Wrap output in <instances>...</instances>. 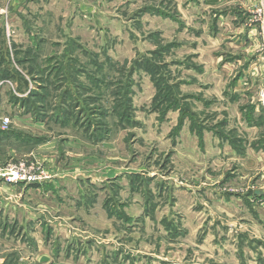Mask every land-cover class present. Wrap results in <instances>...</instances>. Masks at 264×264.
<instances>
[{
  "label": "rangeland",
  "instance_id": "rangeland-1",
  "mask_svg": "<svg viewBox=\"0 0 264 264\" xmlns=\"http://www.w3.org/2000/svg\"><path fill=\"white\" fill-rule=\"evenodd\" d=\"M83 1L0 0V75L11 71L27 82L23 87L8 77L0 79V115L10 118L6 128L0 126L4 131L0 134V163L33 159L46 175L44 181L58 170H85L96 176L92 186H101L95 193L107 192L102 202L108 220L105 227L90 229L77 212L70 221L77 234L99 241L100 255L103 246L108 264H152L156 257L151 252L167 255L178 264H199L198 258L207 264V256L200 255L194 245L180 243L179 235L159 241L151 220L166 207L172 216L174 203L209 202L210 192L196 189V183L214 185L219 191L216 195L226 202L237 195L238 201L245 202L251 184L235 176L246 147L236 139L247 136L239 129L264 125L256 83L240 93L232 91L229 79L221 83L220 91L213 87L214 82L198 80L202 66L192 58L196 53L183 54L180 47L187 41H193L195 47L194 37L201 31L190 26L188 40L174 32L171 20L179 25L180 14L173 0H94L92 8L95 11L102 5L103 15L79 10L84 8ZM204 42L208 44L207 39ZM85 50L90 60L102 65L100 71L88 62ZM2 67L6 73L1 72ZM187 69L193 74L187 75L183 71ZM60 73L72 77L64 78L69 87L77 83L80 88L73 89L79 115L69 107L72 113L63 115L64 123L50 112L66 84ZM89 76H94L92 81ZM31 89L46 96L35 102L36 107L41 101L50 103L44 115L39 113L40 120L23 113L11 99V95L25 97ZM76 115L82 119L73 125ZM183 125L196 139L195 146H186L189 156L178 145ZM205 135L227 139L222 140L219 154L207 152L219 147L204 145ZM26 138L30 140L25 142ZM53 138L54 146H45V160L35 158L34 151ZM230 149L236 157L229 158ZM213 159L217 164L209 166L207 162ZM56 166L59 168L53 170ZM107 174L114 176L105 178ZM185 179L195 187L185 186ZM181 218L175 221L181 223ZM220 224L218 230L228 232L227 225ZM257 226L250 229L254 234L259 232ZM243 233L235 235L237 251L245 242L247 247L264 250L261 238L253 236L247 241L240 237ZM262 235L264 238V232ZM258 259L264 264V257ZM238 264H245L243 256Z\"/></svg>",
  "mask_w": 264,
  "mask_h": 264
},
{
  "label": "crops",
  "instance_id": "crops-1",
  "mask_svg": "<svg viewBox=\"0 0 264 264\" xmlns=\"http://www.w3.org/2000/svg\"><path fill=\"white\" fill-rule=\"evenodd\" d=\"M93 1L84 0L82 2L84 8L79 7V10L91 14L94 11ZM173 2L180 14L179 25L176 20H171L175 26L174 32L179 31L178 33L185 35L188 40V28L192 27L201 31L199 36L194 37L197 42L195 47H192L193 41H187L180 47L183 54L188 51H190L189 55L196 53L192 58L202 66V73L197 75L198 80L212 81L215 84L213 87L220 91L221 83L229 79L233 82L232 91L240 93L248 88L249 84L256 83L257 91L264 85V57L261 51L259 26L252 20L250 14L257 0H173ZM192 11L194 13H191ZM94 12L104 13L102 5L95 7ZM206 39L208 44L204 42ZM199 42L202 44L200 45ZM209 53L211 55L208 56ZM183 71L187 75L193 74L188 69ZM181 127L178 145L181 146L180 151L189 156L190 152L186 146H195L196 139L189 136L187 125ZM239 131L247 136L236 140L244 142L246 149L241 157V165L238 164V173L235 177L247 179L251 184V188L246 193L248 196H244L245 202L237 200L239 195L226 202L225 199H221L220 194L216 195L219 191L214 185L196 183V189H202L201 192H210L209 202L172 203L171 209L176 207L172 216L166 207L163 213H159L158 218L157 212L154 220L149 218L154 223L159 241H161L160 238L165 241L173 240L172 235H179L182 238L180 243L194 245L201 253L200 255L207 256V264H214L216 261L219 264H238V258L242 256L245 264H261L258 258L264 257L261 246L253 249L247 247L248 242L241 245V251H237L235 239V235L243 231V236L240 237H245L247 241L253 236L264 241L262 237L264 232V125H251ZM55 140L56 138H53L41 144L38 150L34 151L33 156L38 160H45L44 157L47 156L44 155L47 153L45 146L50 144L54 146ZM222 140L227 139L205 135L204 145L216 144L219 147L217 151L211 149L207 152L219 154L220 146L223 145ZM64 143L67 144V141ZM72 145L74 144H70ZM228 154L229 158L236 157L235 151L231 149ZM201 155L203 156L204 153ZM204 162L205 159L201 162L202 167L206 164ZM207 163L209 166L217 164L215 159ZM58 168L59 166H56L53 170ZM53 173L51 179L41 183L29 185L0 183V264H108L109 260L103 259V251L105 255L107 254L103 246L100 255L101 245L96 243L99 241L93 238L88 239L85 233L77 234L70 221L74 220L77 212L85 223L89 222L90 229L93 226L104 228L105 222L108 221L102 206L106 191L101 193L96 190L97 194L95 193L94 189H100L101 185L93 188L92 185L97 183L98 178L88 171L71 169ZM113 176L107 174L104 177ZM103 179H100V183ZM188 183L185 179V186H189ZM194 187L195 184H192L188 188ZM123 190L120 194H123ZM230 197L229 195L228 198ZM180 216L181 223L175 221ZM98 220L104 221V224L102 222L98 224ZM220 222V225H227L228 232L222 233L218 230ZM254 224L258 225V234L250 230ZM200 231L203 234L200 241L196 243V237ZM96 255L100 257L99 260L95 259ZM119 255L122 256L120 252H118ZM149 255L156 257L152 264H178L167 255L159 256L155 252ZM198 260L199 264H203L201 258Z\"/></svg>",
  "mask_w": 264,
  "mask_h": 264
},
{
  "label": "trees",
  "instance_id": "trees-1",
  "mask_svg": "<svg viewBox=\"0 0 264 264\" xmlns=\"http://www.w3.org/2000/svg\"><path fill=\"white\" fill-rule=\"evenodd\" d=\"M84 52L86 54L88 53V51H84ZM87 57H88V62L94 63V61L92 59L90 60L89 56H87ZM63 62H64V65H66V63L68 61H67V59H65ZM55 65L56 66L54 68L57 69L58 72H60L61 71V69H60L61 67H60L59 63H55ZM94 66H96L97 71H100L102 69V65H100V64H95L94 63ZM1 72L6 73L7 71H5L3 69V67H2ZM60 74H62V77L61 78H63V79L64 78H66V79L69 78V75H67V74L65 75V73H60ZM4 77L5 78L8 77L9 79L16 81V83L18 81V83H20L21 85H23V87H25L27 85L26 80L24 78H22V77L16 76L14 72L12 73L11 71H9V74L8 75H0V79L1 78H4ZM93 77L94 76H91L90 77L91 81H92V78ZM98 77H100V76H98ZM70 78L72 79V77H70ZM67 81L68 80H65L64 79V82L66 83L64 85V90H62V92L59 94V98H58L59 100H58V102L53 104V106L51 108L52 110L50 111V112H52L54 114L55 113L57 114L56 119H57V121H61V123H64L63 121H64V118L65 117L63 115H66L68 117V115L71 114L72 112H74L75 114H78L79 115V113H78V111L76 109V107H78V105L75 104L76 102H79V100L75 99V95H74L73 89L76 88L78 90L80 88L79 87H76V84L77 83L74 86L69 87ZM74 81H75V79L73 80V82ZM44 89H46V88H44ZM118 91L119 90H117L115 93H118ZM122 91H124V90H122ZM31 98H35V101L32 102L31 101ZM40 98H46V96L45 95H42L41 93H37L36 91H32V89L29 91V93L25 97H17L15 95H11V99L13 100V102L19 104L20 107H22L23 113H31L35 118H37V120H40V119H38V117L43 118V116H40V114H43L44 115L46 113L44 111V109L47 107V103H48V102L43 103V101H41V103H38L39 105H37V107H36L35 106V102H40L39 101ZM48 104H50V103H48ZM69 107L71 109H73L72 112H71V109H69ZM120 109H121V107H120ZM99 114H101V113H99ZM78 115L75 116L74 121H73V125L79 124V120L82 119V118L80 119L78 117ZM2 132H4V131H1L0 130V134L1 135H2ZM18 135H21V134H18ZM22 138H23V136H22ZM29 140H30L29 138H26L25 139V142H28Z\"/></svg>",
  "mask_w": 264,
  "mask_h": 264
},
{
  "label": "built area",
  "instance_id": "built-area-1",
  "mask_svg": "<svg viewBox=\"0 0 264 264\" xmlns=\"http://www.w3.org/2000/svg\"><path fill=\"white\" fill-rule=\"evenodd\" d=\"M252 20L259 26L261 51L264 57V0H257V4L251 11ZM259 106L264 110V85L258 90ZM10 123L8 116L0 115V126L6 128ZM46 175L40 165L33 159H19L17 161L0 163V181L9 184H34L44 181Z\"/></svg>",
  "mask_w": 264,
  "mask_h": 264
}]
</instances>
